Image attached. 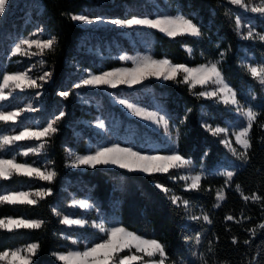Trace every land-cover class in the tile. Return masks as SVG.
Listing matches in <instances>:
<instances>
[{
  "label": "trees",
  "instance_id": "trees-1",
  "mask_svg": "<svg viewBox=\"0 0 264 264\" xmlns=\"http://www.w3.org/2000/svg\"><path fill=\"white\" fill-rule=\"evenodd\" d=\"M39 8L29 5L37 17L42 20L46 30L58 38V46L54 53H47L43 59L46 66L53 71L52 79L56 86L62 88L68 83L73 66L71 62L79 59L77 52L78 42L85 34V29L71 19L72 13L90 8L99 10L100 5L90 0H39ZM171 10H181L202 26L203 37H168L153 30V54L160 58L167 56L175 63H187L195 66L203 63L205 58L218 57V54L227 49V55L222 62L221 69L231 84L241 91L249 103L259 106L262 103L264 92L258 83L245 71L244 62L264 61V42L244 40L234 31L233 18L226 15V8L233 10L229 0H166ZM20 3V2H19ZM24 6V1L20 3ZM121 7V6H120ZM123 8V6L121 7ZM141 12V6L137 7ZM119 11L121 9H118ZM121 12V11H120ZM19 24V22H16ZM251 26L257 32H264V20L256 17ZM187 43L194 52L190 56L183 45ZM219 45V47H217ZM204 56H201V52ZM107 67H114L118 62L106 61ZM156 100V104L171 114L173 125L180 129L178 149L182 154L191 156L199 163H204L206 171L211 173L202 181L199 191L189 192L183 188V181L171 180V175H182L178 170L170 169L169 173L146 174L139 171L97 166L87 167L76 171L68 166V149L76 148L84 151L81 144L75 140L74 126L77 119L84 115L82 107L75 101L72 93L67 99L57 96L53 101L55 111L65 112V116L57 122L59 131L48 138L47 155L52 168L57 173L53 181L47 182L46 187L53 189L52 193L38 201L35 205L0 203V217L10 215L42 219L45 223L39 229H18L8 232L0 229V250L4 247H15L31 242H39L40 249L33 258V264H63L52 255L54 251H62L72 246L66 239V227L62 223V215L71 212L69 207L71 193L90 195V199L106 217L107 221L119 220L131 230L148 232L167 241L170 253L176 260L187 259L189 242L185 235H193L203 230L202 244L213 241L217 247V256L213 257L212 264L218 260L227 259L230 264H248L260 259V251L264 246V229L259 228L264 219V209L258 203L245 202L235 185H241L245 194L257 192L264 195V130L254 126L252 130L253 149L251 161L237 172L234 183L223 190L226 199L219 208H214L216 191L224 184V178L215 175L214 162L228 160L229 165L240 162L232 156L223 144L220 137L213 136L203 127V119L209 123H223L233 120L238 114L228 106L216 103L214 99L200 98L190 91L183 83L168 80L160 82L154 79L146 81ZM252 90L248 97V90ZM196 86L194 91H200ZM148 100V99H146ZM191 109V112H187ZM187 114L188 119L184 120ZM204 153H207L205 156ZM27 177L16 178L7 185H18ZM155 181L165 183L173 188L178 195L186 196L194 201L196 214L204 208L212 218V224L191 221L183 209L172 204L168 196L155 186ZM55 208L61 215H57ZM251 217V220L226 221L228 214L240 220L241 213ZM256 228L253 237L246 229ZM237 237L233 244L232 237ZM218 237V240H216ZM250 240V245L244 241ZM204 250L203 247L200 249Z\"/></svg>",
  "mask_w": 264,
  "mask_h": 264
},
{
  "label": "snow or ice",
  "instance_id": "snow-or-ice-1",
  "mask_svg": "<svg viewBox=\"0 0 264 264\" xmlns=\"http://www.w3.org/2000/svg\"><path fill=\"white\" fill-rule=\"evenodd\" d=\"M231 5L238 6L251 13L259 14L264 18V0L258 3L251 0H229ZM11 7V0H0V17L6 15L8 8ZM71 19L84 24L111 23L112 25L133 28L144 27L156 29L168 37H203L202 26L194 22L189 15L177 11L175 14H158L155 17L145 14H131L124 18H112L106 21L103 15L85 14L84 12L72 13ZM226 15L233 18L234 31L244 40H256L264 42V32H257L256 28L249 24L245 26L243 17L238 12H234L231 8H226ZM44 32V29L37 28L36 33L21 38L14 44L12 54H21L24 56H39V63L43 67L46 61L43 57L47 53H54L58 46V38L55 35L48 34L47 38H38L37 34ZM37 37V38H33ZM35 47L36 51H33ZM188 55H192L194 49L187 43L183 45ZM219 47V45H217ZM227 49L220 52L218 57L205 58L203 63L195 66H189L187 63H174L167 56L157 58L152 54H137L136 56H128L127 54L119 57V59L133 63L132 67H112L107 70L89 71L84 70V75L79 78V82H73L70 87L65 86V90L58 91L60 97L67 99L72 95L71 89H82L85 86L97 88L100 86H109L116 88L120 85L140 84L149 77L163 78L164 80H172L177 83L186 84L193 94L200 98L215 99L216 103H222L228 106L237 117L223 123H209L207 119H203V127L207 129L213 136L220 137L219 142L234 156L240 163L229 165L222 161L214 162V174L224 178V184L216 191V203L214 208H219L221 202L226 199L224 192L225 187H229L234 183V177L237 172L251 161V151L253 149L252 130L254 126H258L264 130V97L262 103L257 106L249 103L245 95L234 87L229 80L226 79L221 69L222 62L227 55ZM201 56H204L202 51ZM242 66L245 71L255 80L261 92H264V61L244 62ZM29 70L17 72H4L2 75V83H0V100H6L16 89L24 90L25 88L35 89L36 96H43L45 85L52 80L53 71L43 70L42 74L32 76ZM200 85V91H194L196 86ZM8 89V91H5ZM252 90H248L250 98ZM76 97L82 99L81 93L77 91ZM87 103V101H84ZM119 103L129 109L134 115L142 117L144 120L150 121L159 129H162L166 140H170L173 145L170 148H153L137 149L136 147L121 146L119 143H112L110 146H100L94 151L86 154H76L70 160L73 167L82 165L96 168L97 165H116L120 168L127 169L130 172H142L146 174H164L169 173L170 169L182 172V175H171V180L183 181V188L192 191H199L202 188V181L207 178L209 173L202 164L194 160L191 156L182 154L178 149L180 129L175 128L170 113L161 110H151L150 107L141 106L139 103H132L129 99H119ZM37 109L32 103L26 104L25 107H17L15 110L0 111V122L16 121L22 113L35 112ZM187 112H191L188 109ZM65 116V112L60 110L58 115H54L52 119L46 122V126H37L35 128L25 126L14 134L0 135V150L7 146L13 145L21 140H41L44 137H51L59 131L56 126L57 122ZM187 114L184 120H187ZM94 123L105 128L103 119H96ZM174 133V138H173ZM234 138V139H233ZM49 140H43L38 146H28L25 150L17 155L27 156L29 153L41 152ZM71 151V150H69ZM206 156L207 153H204ZM222 169V171H221ZM14 174L26 175L28 177H38L44 181H53L57 173L54 169L34 167L30 163L17 162L16 156L11 159L0 158V179H10ZM155 186L161 192L168 196L170 202L178 208L183 209L187 214V219L191 221H203L212 224V218L208 211L204 208L199 209L196 214L194 201L186 196L176 194L173 188L166 186L165 183L155 181ZM235 188L240 192L245 202L252 201L258 203L264 209V195L257 192L251 195L245 194L240 184H236ZM51 187H39L35 191H6V194L0 195V203L8 204H28L35 205L38 200L34 197L44 198L52 193ZM73 205L80 208L89 209L93 207L88 199H73ZM57 215H61L55 208L52 209ZM226 221H236L240 223L243 220H251L242 212L240 220L236 216L228 214L225 216ZM45 223L42 219L24 218L23 216L13 217L4 215L0 217V229L12 232L18 229H39ZM62 223L67 225L91 226L102 232L104 235L98 237L94 241H90L82 248H70L62 251H54L52 255L63 264H212L213 257L217 256V247L213 241H209L206 245L202 244L204 237L203 230L193 235H185L184 239L189 242L187 259L179 261L173 258L167 241L160 239L158 236L148 232H140L139 230H131L119 220L105 221L86 220L83 218H72L64 215ZM111 224V226H110ZM259 228L264 229V219L261 220ZM253 237L256 235V228L246 229ZM66 239H72L68 236ZM218 240V237H216ZM233 244L237 243V237H232ZM77 240H73V245L78 244ZM245 245H250V240L244 241ZM201 247L204 248L201 251ZM40 249L39 242H31L17 247H4L0 250V264H33V258ZM127 250V251H125ZM260 259L248 261V264H264V246L259 253ZM216 264H230L227 259L218 260Z\"/></svg>",
  "mask_w": 264,
  "mask_h": 264
},
{
  "label": "rangeland",
  "instance_id": "rangeland-1",
  "mask_svg": "<svg viewBox=\"0 0 264 264\" xmlns=\"http://www.w3.org/2000/svg\"><path fill=\"white\" fill-rule=\"evenodd\" d=\"M22 1H24V6L20 4ZM90 1L98 3L100 5L99 10L95 11L94 9L90 10V8H88L80 12L103 15L106 21L112 18H124L131 14H145L155 17L158 14H175L177 11L182 12L179 9L175 11L171 10V8L165 4L166 0ZM251 2L258 3L259 0H251ZM29 5L38 7V14L41 13L39 0H11V7L8 8L6 15L0 17V83H2V75L4 72L12 73L30 69L29 74L35 77L42 74L43 70H49L46 64L43 67L41 66L39 63L41 57L39 56L12 54L14 44L18 42L19 39L36 33L38 27L44 29V32L37 34L38 38H47V35L50 34V32L46 30L42 20L33 13ZM120 6H123V8ZM138 6H141V12L136 11ZM118 9H121V12ZM233 11L242 15L246 27L251 24V21L256 17L264 20L259 14L248 12L235 5H233ZM16 22H19V24ZM77 23L85 29V34L81 37L77 47V52L81 56L79 59L71 62L73 69L71 76L67 79L68 83L66 86L68 87H70L73 82H79V78L84 75L85 69L89 71L109 69L106 61L118 62L119 64L114 67H132L133 63L131 60L124 61L119 59V57L125 54L128 56L149 53L154 55L152 46L153 30L156 29L144 27L124 28L107 22L91 25L81 22ZM33 51H36L35 47H33ZM148 79H154L160 82L168 81L156 77H149ZM148 79L132 87H128L127 85H120L116 88L109 86H100L97 88L85 86L82 89H71L74 95L79 91L82 97V99H80L75 95V101L82 107L84 115L75 122L74 136L75 140L81 144L84 151H79L76 148L68 149L69 168L76 171L85 170V168L89 166L82 165L80 167H73L70 164V160L73 159L76 154L83 155L89 151H94L97 147L110 146L112 143H119L124 147L132 146L137 149H147L149 147L170 148L173 146L170 140L165 139L166 134L163 133L162 129H159L150 121L134 115L129 109L119 103V99H129L130 102L150 107L151 110H161L162 108L160 105L156 104L151 87L146 84ZM61 90H65V86L62 88L60 85L56 86L52 79L45 85L43 96H36L35 89L25 88L23 91L16 89L6 100H0V111H12L17 107H25L28 103H32L37 109L35 112L22 113L16 121L0 122V135L14 134L15 131H20L25 126L33 128L37 126H46V122L49 119H52L54 115H58V112L55 111V107H53V101L59 96L57 93ZM5 91H8V89H5ZM63 98L64 97H60V99ZM84 101H87V103ZM96 119H103L105 128L98 127L94 123ZM48 138L49 137H44L41 140L26 139L17 141L13 145L0 150V158L11 159L12 156H16L17 162L30 163L33 164L34 167H41L42 170L45 168L52 170L53 168L47 155V144L39 153H29L27 156L17 155L23 152L26 147H36L43 140H48ZM223 159L222 162L227 164L228 160H226V158ZM199 164H202L206 170L204 163ZM232 165H236V163H232ZM102 166L120 168L116 165ZM25 177H27V180H22L18 185L6 184L16 178L24 179ZM47 182L49 181L41 180L35 176L28 177L26 175L14 174L10 179H0V195L6 194V191L31 190L34 192L36 188L46 187ZM34 198L38 201L41 199L38 197ZM73 199H88L93 207L89 209L80 208L78 205H73L71 203ZM69 207L71 208V212L63 214L62 220L64 215H69L74 219L83 218L89 221L104 219L107 221L106 217L100 214L101 212L99 209L95 208L88 194L82 196L71 193ZM24 218L28 219L30 217ZM65 227L67 229L65 237H72V239H68L72 243V246L68 249L74 247L82 248L90 241H94L98 237L104 235L91 226L65 224ZM73 240H77L79 243L73 245Z\"/></svg>",
  "mask_w": 264,
  "mask_h": 264
}]
</instances>
